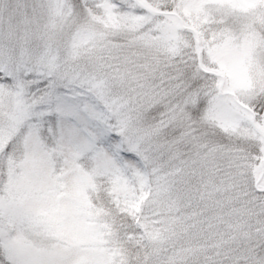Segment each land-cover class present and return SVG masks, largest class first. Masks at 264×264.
Returning <instances> with one entry per match:
<instances>
[{"label": "snow or ice", "instance_id": "snow-or-ice-1", "mask_svg": "<svg viewBox=\"0 0 264 264\" xmlns=\"http://www.w3.org/2000/svg\"><path fill=\"white\" fill-rule=\"evenodd\" d=\"M0 264H264V0H0Z\"/></svg>", "mask_w": 264, "mask_h": 264}]
</instances>
